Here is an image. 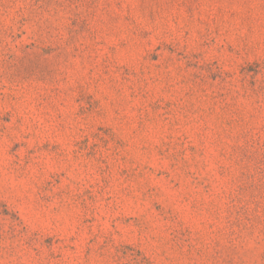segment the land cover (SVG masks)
Returning a JSON list of instances; mask_svg holds the SVG:
<instances>
[{
    "label": "rangeland",
    "instance_id": "obj_1",
    "mask_svg": "<svg viewBox=\"0 0 264 264\" xmlns=\"http://www.w3.org/2000/svg\"><path fill=\"white\" fill-rule=\"evenodd\" d=\"M0 264H264V0H0Z\"/></svg>",
    "mask_w": 264,
    "mask_h": 264
}]
</instances>
